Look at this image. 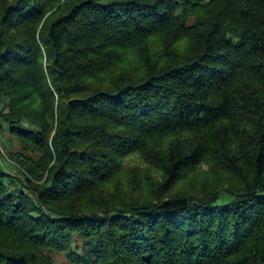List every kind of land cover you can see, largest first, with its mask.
<instances>
[{"label":"trees","instance_id":"obj_1","mask_svg":"<svg viewBox=\"0 0 264 264\" xmlns=\"http://www.w3.org/2000/svg\"><path fill=\"white\" fill-rule=\"evenodd\" d=\"M1 122L0 264H264V0H0Z\"/></svg>","mask_w":264,"mask_h":264},{"label":"rangeland","instance_id":"obj_2","mask_svg":"<svg viewBox=\"0 0 264 264\" xmlns=\"http://www.w3.org/2000/svg\"><path fill=\"white\" fill-rule=\"evenodd\" d=\"M1 128H0V153L6 154L7 153V149L10 151H16L19 150V144L17 142V140L11 136L9 133H7L6 131L4 132L3 129L6 128V124L4 122H1ZM2 139V140H1ZM5 145L7 147H5ZM2 162V161H1ZM126 164L129 167H133L135 169H140L143 175L146 174V171H144L145 169H148L146 165H144L141 161H139L138 157L136 156H130L129 158L126 159ZM17 166V165H15ZM16 173V172H15ZM56 260L58 261L59 264H67L65 258L62 255H57L56 256Z\"/></svg>","mask_w":264,"mask_h":264}]
</instances>
